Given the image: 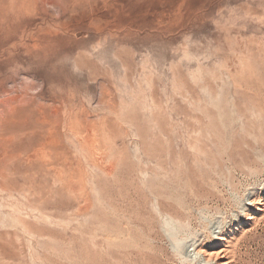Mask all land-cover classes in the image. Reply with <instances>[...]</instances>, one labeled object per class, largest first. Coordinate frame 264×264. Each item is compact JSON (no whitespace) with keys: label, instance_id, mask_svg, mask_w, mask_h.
<instances>
[{"label":"rangeland","instance_id":"374dc122","mask_svg":"<svg viewBox=\"0 0 264 264\" xmlns=\"http://www.w3.org/2000/svg\"><path fill=\"white\" fill-rule=\"evenodd\" d=\"M0 264H264V0H0Z\"/></svg>","mask_w":264,"mask_h":264},{"label":"bare ground","instance_id":"6f19581e","mask_svg":"<svg viewBox=\"0 0 264 264\" xmlns=\"http://www.w3.org/2000/svg\"><path fill=\"white\" fill-rule=\"evenodd\" d=\"M219 240L221 241V238H219ZM199 254H203V252H199ZM209 258V257H208ZM211 260V259H210ZM206 261V260H205ZM209 261V260H208ZM211 262V261H210Z\"/></svg>","mask_w":264,"mask_h":264}]
</instances>
